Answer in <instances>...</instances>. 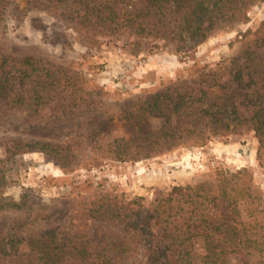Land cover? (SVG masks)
Returning <instances> with one entry per match:
<instances>
[{"label": "trees", "instance_id": "1", "mask_svg": "<svg viewBox=\"0 0 264 264\" xmlns=\"http://www.w3.org/2000/svg\"><path fill=\"white\" fill-rule=\"evenodd\" d=\"M8 1L0 0V17ZM46 1L51 10L75 25L86 45L96 43L98 33L115 38L129 34L157 41L154 47L174 44L177 53H182L196 49L236 21H246L250 6L263 0ZM207 67L192 85L147 93L124 111L121 117L134 132L124 142L130 146L119 154L141 158L182 139L205 144L243 128L258 139L257 153L261 154L264 23L241 54ZM86 85L85 75L73 62L65 65L32 54L19 57L0 52V108L37 114L40 107L56 104L67 114L91 101ZM148 118L162 119L158 131L142 127L141 120ZM63 147L38 140L14 143L10 149L17 153L39 150L61 160ZM12 160L0 158V186ZM246 172L217 170L212 179L176 184L166 192L156 190L147 203L104 195L72 213L79 220L77 230L67 232L50 228L22 235L25 226L50 219L54 211L42 206L25 209V194L18 203L0 199V264H233L232 255L239 256L234 264H252L256 254L260 255L256 264H264L263 195ZM242 201L248 207L247 219L240 208ZM8 205L13 211H3ZM103 224L117 227L120 235L98 241L96 233ZM197 238L203 242L200 251Z\"/></svg>", "mask_w": 264, "mask_h": 264}, {"label": "rangeland", "instance_id": "2", "mask_svg": "<svg viewBox=\"0 0 264 264\" xmlns=\"http://www.w3.org/2000/svg\"><path fill=\"white\" fill-rule=\"evenodd\" d=\"M46 3L7 2L0 17V52L19 57L32 54L65 65L73 62L75 69L85 75V92H91L88 98L93 102L67 114L56 104L40 107L37 114L0 108V158L13 159L5 170L0 199L7 204L18 203L25 194V209L42 206L54 211L50 219L25 226L22 235L50 228L75 231L79 220L72 213L89 201L97 202L106 195L147 203L155 197L156 190L166 192L176 184L193 185L212 179L221 169H247L245 175L261 191L264 205V151L258 155V139L246 128L213 137L205 144L182 139L141 158L119 154L130 146H124V142L134 132L121 117L123 112L147 93L192 85L205 66L212 67L222 59L241 54L264 23V0L250 6L246 21H236L196 49L182 53H177L174 44L154 47L157 41L140 40L129 34L115 38L98 33L96 43L86 45L75 25ZM161 123L158 118L141 120L144 129L155 132ZM38 140L63 144L65 150L59 155L62 159L39 150L17 153L10 149L14 143ZM240 208L247 219L245 201ZM3 211L13 209L8 205ZM117 231V227L104 225L98 228L97 240L120 235ZM195 243L197 250H202L201 238ZM259 257L253 255L252 264ZM238 259V255H232L230 262L234 264Z\"/></svg>", "mask_w": 264, "mask_h": 264}]
</instances>
